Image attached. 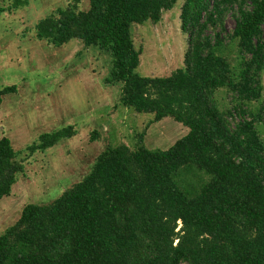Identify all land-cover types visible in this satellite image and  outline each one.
I'll return each mask as SVG.
<instances>
[{"label": "trees", "instance_id": "trees-1", "mask_svg": "<svg viewBox=\"0 0 264 264\" xmlns=\"http://www.w3.org/2000/svg\"><path fill=\"white\" fill-rule=\"evenodd\" d=\"M177 1L89 0L80 11L71 0L38 22L36 37L53 46L75 38L106 51L121 105L188 133L167 150L107 146L81 181L24 206L0 235V264H264V0H181L183 65L138 75L131 25L158 23ZM15 91L0 88V104ZM74 134L71 125L43 134L25 156ZM21 169L1 137L0 199ZM191 174L198 187L187 190Z\"/></svg>", "mask_w": 264, "mask_h": 264}, {"label": "rangeland", "instance_id": "rangeland-1", "mask_svg": "<svg viewBox=\"0 0 264 264\" xmlns=\"http://www.w3.org/2000/svg\"><path fill=\"white\" fill-rule=\"evenodd\" d=\"M70 1L0 0L5 9L0 13V88L16 87L0 104V138L10 140L22 164L10 194L0 199V235L18 220L25 205L48 204L81 181L107 146L167 150L188 133L170 117L154 121L152 113L121 105L120 84L107 82L111 64L106 51L85 47L75 38L53 46L36 37L38 22ZM181 4L178 0L158 23L131 25L134 46L141 51L138 75L163 77L183 65L188 33L181 30ZM88 8L89 0H79L78 10ZM225 22L230 31L232 18L227 16ZM262 84L264 98V75ZM220 92L224 90L216 96ZM218 98L225 106V95ZM68 125L75 130L73 136L25 156L41 135ZM261 134L264 137V129ZM182 181L187 190L198 187L193 174Z\"/></svg>", "mask_w": 264, "mask_h": 264}]
</instances>
